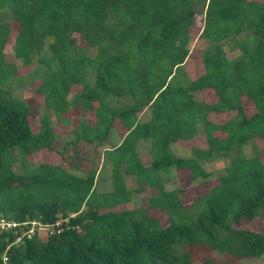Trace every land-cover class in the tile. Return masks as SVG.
<instances>
[{
    "label": "trees",
    "instance_id": "trees-1",
    "mask_svg": "<svg viewBox=\"0 0 264 264\" xmlns=\"http://www.w3.org/2000/svg\"><path fill=\"white\" fill-rule=\"evenodd\" d=\"M9 22L20 66L5 60ZM192 36L205 42L193 77L186 70ZM17 70H41L33 106L10 92L6 79ZM1 78L0 219L15 225L0 229V264H232L263 257L264 232L233 224L264 218V144L255 141H264V0H0ZM73 86L79 89L68 99ZM89 110L90 124L82 117ZM139 141L147 142V163ZM79 142L102 149L108 190L96 192L97 161L80 165ZM171 144L191 155H174ZM44 150L59 162L28 168L26 156ZM217 159L227 163L215 184L184 207L188 183L206 184L212 178L203 166ZM122 174L145 185L126 189ZM170 175L176 186L166 189ZM145 190L146 207L113 209ZM148 209L164 211L168 222L157 228ZM189 211L193 222H176Z\"/></svg>",
    "mask_w": 264,
    "mask_h": 264
},
{
    "label": "rangeland",
    "instance_id": "rangeland-1",
    "mask_svg": "<svg viewBox=\"0 0 264 264\" xmlns=\"http://www.w3.org/2000/svg\"><path fill=\"white\" fill-rule=\"evenodd\" d=\"M202 19V17L199 16V18L196 20L194 18V22L196 24V26L199 25L200 20ZM10 25V31H9V39L7 41V45L5 47V51H4V55H5V60H7L8 62H16V64H18V66H20V61L17 59H14V57L12 56V43H13V36L16 33V25L12 22H9ZM195 33L197 34V30L195 31ZM195 34V35H196ZM205 46V42L201 39H197L196 37L192 36L189 44H188V48H189V58L190 60L187 59L186 63L188 62L187 68L186 70H188L189 76L193 77L196 73L199 72L200 69V64H199V58H198V54L200 52V50ZM35 67V63H33L32 68ZM17 73V74H16ZM41 70H39L37 73H33V72H28V73H22L21 71L17 70L16 72L14 71L13 74L15 76L11 77L8 76L6 81H9V89L10 92L13 96L17 97V98H22L25 99L26 102L30 105L33 106L36 103V99H39V97H36L35 94L31 91V88L33 86V83H35V81L37 80V78L40 76ZM88 79H90L91 77H87ZM1 81L3 80V78L0 79ZM79 89V87L77 86H73L72 89H70V93L67 96V98L69 99L71 94L76 92ZM206 96H209V94H205ZM211 95V93H210ZM112 101V100H111ZM39 113H48L49 115L52 114L49 111H45L44 108H42L41 106L38 107ZM247 114H250V110L246 109ZM70 118L71 120H75L77 119L78 115L75 114L73 115L72 112H70ZM82 117L86 120L87 123H92L93 121V114L92 111L89 110L87 111L84 115H82ZM68 118V117H67ZM51 119L52 121L55 120V116L51 115ZM224 119V117H215L216 121H222ZM30 121V125L33 131H36L37 129V117L36 116H31V118L29 119ZM58 130L60 131V133L62 135H65L67 133V127L63 126V127H59ZM114 135H110L109 137V142L113 141V137ZM71 138V135H67L65 136V140H69ZM255 141L257 144L259 145H263L264 141L255 138ZM147 143V142H146ZM146 143L145 141H141L138 145V151L143 153L141 154L142 159L144 160L145 163H147L149 161V157L146 154ZM76 147L78 148V153L79 155L83 156V161L80 163V165L83 166L82 167H91L90 163H96V176L99 179L100 176H106V180L105 183L111 184V180L109 179V175H110V171H109V167L108 165L105 163V158L102 155V149L100 147H94L92 144H88L85 142H79ZM170 149L171 152L176 155V156H189L191 155V151L187 150V149H182L178 146H175L174 144L170 145ZM97 152L99 155L96 156L94 154V152ZM68 155L72 156L73 153V147L71 145L68 146V150L66 152ZM96 156V157H95ZM264 161V158H263ZM26 162H27V166L28 168H34L37 166V164L39 162H48L50 163H57L59 162V156L52 151H38L37 153L34 154H28L26 156ZM79 163V162H78ZM227 160L225 159H217L215 161H211L208 163H205V165L203 166L204 169H206L207 171L211 172V178L206 184H200L198 181L192 182V183H188L189 188H188V192L184 193L182 195V205L186 208L190 207L191 204V199L194 197H199L202 195V193L209 187L215 184V176L221 171L223 170L224 166L226 165ZM12 170L14 172L19 173L21 170V164L19 161H16L12 164ZM125 177H134V175L132 174H122L121 177L124 178ZM135 180V178H134ZM179 181V180H178ZM135 183V187H137L139 184L141 185H145V183H137L136 181ZM184 181L181 183L183 184ZM112 186V185H111ZM176 186V181H175V177L174 175H170V178L168 179V181L165 182V188L169 189V188H173ZM106 188H97L96 192H101ZM106 191V190H105ZM104 192V191H103ZM149 191L145 190L142 191L141 193H133L131 194L130 198H129V202L126 204H123L124 207L126 208H138V207H146V198L149 195ZM121 206L118 207H114V208H119ZM147 213L150 216H155V220H156V227L160 228L162 227L165 223L168 222V218H166L165 216V212L164 211H155L154 209H148ZM188 213L191 214H184L183 216L180 215V217H176V222L178 223H183L185 221L187 222H193L194 221V216L192 211H189ZM188 219V220H187ZM234 227L236 228H244V229H248V230H252L255 232H264V218L262 217H257L254 218L252 220H246V219H242L237 223L233 224ZM151 230L154 227H149ZM40 230V229H38ZM42 231V230H40ZM194 254L198 255L200 254V252L196 251ZM218 254L215 253L214 251H210L208 252L209 257H213L216 260H223L222 258L217 256ZM232 264H264V255L263 257L261 256L259 259H254V258H249V259H240V260H236L234 261Z\"/></svg>",
    "mask_w": 264,
    "mask_h": 264
},
{
    "label": "crops",
    "instance_id": "crops-1",
    "mask_svg": "<svg viewBox=\"0 0 264 264\" xmlns=\"http://www.w3.org/2000/svg\"><path fill=\"white\" fill-rule=\"evenodd\" d=\"M139 142H141V141H139ZM141 154H143V153H141V152L138 151V155H139V157L141 156ZM96 175H97V174H95L94 184H93V185H94V188L97 189V188L102 187V188H106V189H104L103 191L108 190V189L110 188V183H108V184L105 183L104 180L107 181L106 176H105V175H104V176H100V178L98 179ZM122 182H123V185H124V187H125L126 189H133V188H135V183H134L135 180H134V177H125V176H124V178H122ZM103 191H101V192H103ZM129 201H130V200H128V201H126V202H124V203H120V204L117 205L116 207H118V206H121V207H119V208H113V209H120V208L131 209V208H126V207H124V205H123V204H125V203L127 204Z\"/></svg>",
    "mask_w": 264,
    "mask_h": 264
},
{
    "label": "built area",
    "instance_id": "built-area-1",
    "mask_svg": "<svg viewBox=\"0 0 264 264\" xmlns=\"http://www.w3.org/2000/svg\"><path fill=\"white\" fill-rule=\"evenodd\" d=\"M65 220V219H64ZM34 223V222H33ZM32 223V224H33ZM15 223L14 222H7L5 221L4 219H0V229H4V228H7V227H10V226H14ZM47 225H38L37 226V229H40V230H44L46 228ZM31 231V230H29ZM5 260V258H3V261Z\"/></svg>",
    "mask_w": 264,
    "mask_h": 264
}]
</instances>
